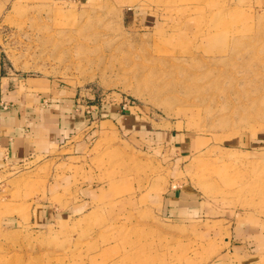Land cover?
Returning a JSON list of instances; mask_svg holds the SVG:
<instances>
[{"label":"rangeland","instance_id":"374dc122","mask_svg":"<svg viewBox=\"0 0 264 264\" xmlns=\"http://www.w3.org/2000/svg\"><path fill=\"white\" fill-rule=\"evenodd\" d=\"M0 50L77 115L0 170V264H264V0H0Z\"/></svg>","mask_w":264,"mask_h":264},{"label":"crops","instance_id":"0c3cea01","mask_svg":"<svg viewBox=\"0 0 264 264\" xmlns=\"http://www.w3.org/2000/svg\"><path fill=\"white\" fill-rule=\"evenodd\" d=\"M28 86L27 80L12 73L0 54V170L13 162L51 153L77 129L74 108L59 99L64 98L60 91L43 99ZM153 201L160 211L163 203L169 202L171 207L170 202H174L165 195ZM175 202L173 211H178L180 199Z\"/></svg>","mask_w":264,"mask_h":264}]
</instances>
